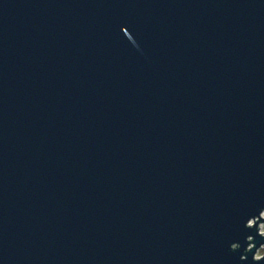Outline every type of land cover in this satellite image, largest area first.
<instances>
[{"label":"water","instance_id":"95a60500","mask_svg":"<svg viewBox=\"0 0 264 264\" xmlns=\"http://www.w3.org/2000/svg\"><path fill=\"white\" fill-rule=\"evenodd\" d=\"M264 0H0V264H264Z\"/></svg>","mask_w":264,"mask_h":264},{"label":"rangeland","instance_id":"374dc122","mask_svg":"<svg viewBox=\"0 0 264 264\" xmlns=\"http://www.w3.org/2000/svg\"><path fill=\"white\" fill-rule=\"evenodd\" d=\"M260 229H264V224L260 225ZM263 254H264V249H260L259 252L257 253V256L261 257L263 256Z\"/></svg>","mask_w":264,"mask_h":264},{"label":"built area","instance_id":"2783aa9c","mask_svg":"<svg viewBox=\"0 0 264 264\" xmlns=\"http://www.w3.org/2000/svg\"><path fill=\"white\" fill-rule=\"evenodd\" d=\"M262 217L264 218V213L262 214ZM262 224H264V223H262ZM261 225V224H260ZM260 225H259V229H260ZM260 234H262V235H264V229H260ZM264 249V248H263ZM259 252V251H258ZM257 252V253H258ZM264 255V254H263ZM262 257V256H261ZM256 258H260V257H258L257 255H256Z\"/></svg>","mask_w":264,"mask_h":264}]
</instances>
